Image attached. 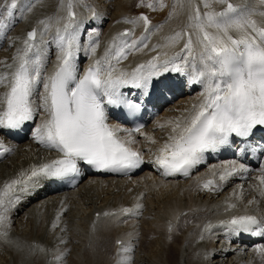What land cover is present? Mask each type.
Wrapping results in <instances>:
<instances>
[{"label":"bare ground","instance_id":"1","mask_svg":"<svg viewBox=\"0 0 264 264\" xmlns=\"http://www.w3.org/2000/svg\"><path fill=\"white\" fill-rule=\"evenodd\" d=\"M231 2L255 9L257 13L264 11V0ZM6 3L8 0H0V17H5L8 25L0 33V75L14 71V57L23 48L27 33L35 28L36 46L30 56L39 58L46 77L57 64V29L63 28L69 0H18L11 17H6ZM71 3L76 13L78 77L104 56L113 38L125 30L129 35L122 39L127 43L137 41L138 48L129 50L119 63L114 62L117 73H130L158 53L161 60L164 53L169 57L180 53L183 39L174 46L164 47V38L186 27L194 7L205 11L202 0H164L163 7L159 0H71ZM213 7L219 11L223 6L215 4ZM142 14L150 20L147 32L143 21L138 19ZM254 18L264 22V17L258 14ZM144 36L147 39L141 43ZM78 59L83 60V64ZM188 72L192 76L190 69ZM163 80L151 89L156 94L155 99L145 98L149 100L145 127L140 132H131L135 140L133 145L145 157L144 170L130 180L86 174L82 182L70 190L61 189L51 178H40L27 192L20 194L18 203L9 213L8 236L0 238V264H118L124 258H130V264H264V258L255 251L258 245H264L263 241L250 240L249 232H240L245 233L243 237L234 231L222 233L224 226L220 223L230 216L264 217V197L259 194L256 179L264 175L261 171L264 151L255 153L257 146L264 148V139L254 138L244 145L233 141L225 150L218 148L204 154L203 162L191 169L188 177L163 178L158 173L155 156L171 131L167 122L187 115L186 110L200 102L205 90L204 83L191 92L181 87L179 92L182 93H176L177 97L169 101L173 93L167 91ZM129 88L121 91L125 95L135 91L141 100L140 89L127 90ZM4 91V85H0V93ZM43 91L42 78L32 96L38 108L33 121L26 122L16 132L0 129V143L11 150L0 158V184L57 155L38 144L32 136L44 115L38 107ZM134 94L129 98L133 99ZM109 116L113 124L128 130L121 133L127 137L131 126L114 112ZM149 136L156 143L146 139ZM227 161H235L237 168L243 165V169L223 182L217 174L219 188L216 191L202 189L200 182L212 178L213 171L219 172V168L213 166ZM121 196L129 203L123 207L133 209L128 215L117 208L116 200ZM250 200L255 202L249 204ZM107 204L111 207L107 208ZM137 204L142 207L137 209ZM229 204L235 207L229 208ZM113 211L115 215H104ZM95 212H99L96 218ZM209 224L214 227L205 231ZM109 239H113L112 248ZM119 240L122 245L117 244ZM56 255H61L60 261L54 259Z\"/></svg>","mask_w":264,"mask_h":264},{"label":"snow or ice","instance_id":"2","mask_svg":"<svg viewBox=\"0 0 264 264\" xmlns=\"http://www.w3.org/2000/svg\"><path fill=\"white\" fill-rule=\"evenodd\" d=\"M202 3L205 11L194 7L186 27L164 38V47L174 46L183 39L180 53L170 57L164 53L163 60L158 53L130 73H117L114 66V62L126 58L129 50L138 48L137 41L127 43L122 39L129 35L125 30L113 38L104 56L78 77L75 63L77 24L71 0L63 28L57 29V64L46 77L39 58L30 56L36 46L37 29L27 33L23 48L14 57V71L0 75V85L5 87L0 93V129H19L34 120L38 108L34 106L32 96L43 78L44 91L38 107L44 115L32 136L38 144L57 155L0 184V238L8 236L9 213L18 203L20 194L27 192L40 178H62L77 173L79 161L99 170L121 173L136 169L144 162L141 152L131 146L135 143L131 132L127 138H122L120 134L128 130L108 123L106 105H124L130 111L140 108L139 103L126 98L121 91L125 87L140 89L147 96L165 73L186 74L189 69L192 73L190 83L205 84L200 102L186 110L187 115L167 122L171 131L155 156V164L166 176L176 173L187 176L191 169L203 162L205 152L228 144L233 135L248 138L258 126L264 127V22L254 18L257 14L264 17V11L257 13L255 9L231 0H202ZM215 4L223 7L217 11L213 7ZM17 6L18 0H8L6 17H11ZM148 7L151 8L152 4ZM95 15L93 12V17ZM138 19L143 21L147 32L149 18L142 14ZM7 27L5 17H0V33ZM143 39L147 36L141 39V43ZM92 51L95 52V48ZM134 131L140 132L141 129ZM146 139L156 143L150 136ZM9 151L0 143V156ZM213 167H218L219 172L213 171L212 178L200 182L202 189L216 191L219 188L215 179L217 174L219 181L223 182L243 169V165L238 169L235 161ZM261 171L264 173V167ZM256 179L259 194L264 197V175ZM254 202L250 200L248 203ZM140 207L142 205H136L137 209ZM228 207L234 208L235 204ZM132 211L128 208L121 210L124 214ZM104 215L115 213L105 212ZM220 223L227 224L234 232L264 233V228L260 227L264 224V217L238 215ZM253 226H256L255 231ZM213 227L209 224L205 231H211ZM117 244L122 245V242L117 241ZM255 251L264 258V245H258ZM61 255L54 259L60 261ZM118 264H130V258H124Z\"/></svg>","mask_w":264,"mask_h":264},{"label":"rangeland","instance_id":"3","mask_svg":"<svg viewBox=\"0 0 264 264\" xmlns=\"http://www.w3.org/2000/svg\"><path fill=\"white\" fill-rule=\"evenodd\" d=\"M139 1L142 2V0H139ZM151 2H152V0H151ZM161 2H164V0H159V3H161ZM165 2H166V0H165ZM158 6H159V4H158ZM158 202H159V201H158ZM125 222H126V221H125ZM125 222H124V223H125ZM176 239H177V237L175 238V240H176ZM107 243H108V241H107ZM108 244H109V247L112 248V247H113V244H114V243H113V239H109V243H108ZM111 248H110V249H111ZM172 255H173V253H172Z\"/></svg>","mask_w":264,"mask_h":264}]
</instances>
